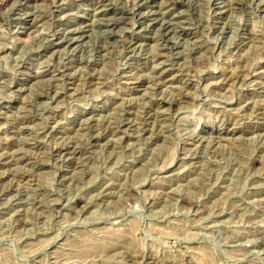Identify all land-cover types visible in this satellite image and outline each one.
<instances>
[{"label":"rangeland","instance_id":"rangeland-1","mask_svg":"<svg viewBox=\"0 0 264 264\" xmlns=\"http://www.w3.org/2000/svg\"><path fill=\"white\" fill-rule=\"evenodd\" d=\"M0 264H264V0H0Z\"/></svg>","mask_w":264,"mask_h":264},{"label":"bare ground","instance_id":"bare-ground-1","mask_svg":"<svg viewBox=\"0 0 264 264\" xmlns=\"http://www.w3.org/2000/svg\"><path fill=\"white\" fill-rule=\"evenodd\" d=\"M20 1H21V0H20ZM26 1H27V0H26ZM105 1H106V0H105ZM23 2H24V1H23ZM18 3H19V2H18ZM18 3H17V4H18ZM20 3H21V2H20ZM27 3H28V2H27ZM102 3H103V2H102ZM27 5H29V4H27ZM93 6H94V5H93ZM173 6H174V5H173ZM18 7H19V6H18ZM24 7H25V5H24ZM35 8H36V7H35ZM167 8H168V7H167ZM19 9H20V8H19ZM24 10H25V9H24ZM66 12H67V11H66ZM26 13H27V11H26ZM110 15H111V14H110ZM110 15H109V16H110ZM132 15H133V14H132ZM36 16H37V15H36ZM102 16H103V15H102ZM102 18H103V17H102ZM114 19H115V18H114ZM141 20H142V19H141ZM151 20H153V19H151ZM139 22H140V21H139ZM147 22H148V21H147ZM149 22H150V21H149ZM149 22H148V23H149ZM162 22H163V21H162ZM172 22H173V21H172ZM103 23H104V22H103ZM145 24H146V23H145ZM77 26H78V25H77ZM71 27H72V26H71ZM168 27H169V26H168ZM139 28H140V27H139ZM79 29H80V28H79ZM173 30H174V29H173ZM42 33H43V32H42ZM166 33H167V31H166ZM62 38H63V37H62ZM131 40H132V39H131ZM134 44H135V43H134ZM68 46H69V45H68ZM129 47H130V46H129ZM136 48H137V47H136ZM136 48H135V49H136ZM133 49H134V48H133ZM132 52H133V51H132ZM134 53H136V52H134ZM139 54H140V53H139ZM140 56H141V55H140ZM159 59H160V58H159ZM46 71H47V70H46ZM237 73H238V72H237ZM240 73H241V72H240ZM233 74H234V73H233ZM235 74H236V73H235ZM242 74H243V73H242ZM239 75H240V74H239ZM158 76H159V75H158ZM128 77H130V76H128ZM131 77H133V76H131ZM234 77H236V76H234ZM241 77H243V76H241ZM1 78H2V77H1ZM155 78H156V77H155ZM160 78H162V77H160ZM160 78H159V79H160ZM129 79H130V78H129ZM157 79H158V78H157ZM159 79H158V80H159ZM238 80H240V78H239ZM130 81H132V80H130ZM134 81H135V80H134ZM136 81H137V80H136ZM161 81H162V80H161ZM129 85H130V84H129ZM137 87H138V86H137ZM146 110H148V109H146ZM2 111H3V110H2ZM84 117H85V116H84ZM129 121H130V120H129ZM128 124H129V123H128ZM130 126H131V125H130ZM129 128H130V127H129ZM6 154H7V153H6ZM11 156H12V155H11ZM63 157H64V156H63ZM6 159H7V158H6ZM6 159H5V160H6ZM68 159H70V158H68ZM14 160H15V159H14ZM2 162H3V161H2ZM68 165H69V164H68ZM64 168H65V167H64Z\"/></svg>","mask_w":264,"mask_h":264}]
</instances>
